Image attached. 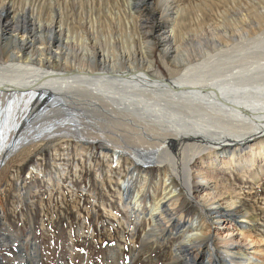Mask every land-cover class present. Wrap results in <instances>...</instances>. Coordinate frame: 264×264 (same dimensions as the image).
<instances>
[{
	"label": "rangeland",
	"instance_id": "374dc122",
	"mask_svg": "<svg viewBox=\"0 0 264 264\" xmlns=\"http://www.w3.org/2000/svg\"><path fill=\"white\" fill-rule=\"evenodd\" d=\"M8 1L11 0H0V25L3 26L0 39V65L2 62L5 66L11 64L10 69L14 68L18 74L24 75H27L26 70L41 74L42 70L46 69L48 76L61 72L73 76L75 73L76 79L80 78L79 72L86 73L87 70L93 71L94 74H88L89 77L90 75L96 77L95 75L100 72L102 74L105 72L101 74L102 76L111 74L108 68H103L102 55H105L107 62L113 54H119L123 48L127 49L132 40L135 43L132 49L135 53H147L148 46L139 44V41L163 19L167 21L165 25L168 27L159 31L157 35L153 34L152 41L155 42L153 50L157 65L165 76L169 74L164 64L160 62L159 56L169 53L162 50L166 46L168 48L174 45L180 52L188 49L196 53L199 41L203 39L201 42L205 43L207 38L211 39L210 34L215 28L224 27L225 30L219 31L217 36L222 41L238 37L240 40L264 38V11L262 8H254L255 0H243L240 7L229 8V14L239 12L244 16V19L236 24L227 21L225 17L227 11L218 6L219 0H155V9H146L139 17L137 7L142 4V0H131L129 7L135 14L134 21L125 17V13L128 12L125 0H118L119 2L117 0H57L52 2L53 4L50 0H28L30 4L27 0H13L14 6L5 4ZM172 1L177 2L181 10L175 23L172 15L175 10L163 11ZM107 3L109 7L106 6ZM82 5L89 8L81 9ZM108 8L110 10L107 11ZM110 11L118 15L114 24L110 21ZM161 13L167 15L166 18H163ZM255 19H258L260 24ZM128 21L131 27L123 25V22ZM118 23L120 26H117ZM171 24L174 28L170 26ZM169 26L173 34L167 37L170 33ZM9 28L16 29V32L25 35L33 42V46L15 44L17 48L13 50L17 58L10 59L11 63L9 54L14 42L8 40L9 44L5 40L9 35L5 34ZM52 29L53 40L56 41L51 44L49 40L52 38L50 34ZM244 29L250 31L247 35L249 38L242 35L246 33V31L241 32ZM87 41L89 44L86 43ZM57 44L60 48L58 50ZM50 47L59 52L60 56L54 57ZM91 52H95L96 62L88 59ZM172 53L173 51L170 55ZM28 64H31V67ZM36 73L33 75H38ZM83 82L91 83V80L86 79ZM17 100V98L0 97V112L3 111L2 114L0 113V133L5 137L0 134L1 140L4 138L8 145L24 144L17 147L0 167V264H171L173 251L170 244L176 243V239L154 241L148 237V234H152V228L148 225L143 228V223L140 228L134 230L132 226L128 227L126 224L114 226V223L118 222L110 212L116 211L118 214L125 212L120 198L116 196L118 193L115 188L119 186L118 176L126 174L134 176L132 196L135 197L139 186L144 183V173H146L148 179L139 197L143 203L141 208L145 212L148 211L151 193L156 190L159 199L163 189L171 188L173 183L164 186L165 182L160 180L156 189L154 183L159 172L154 164L139 165L134 171L128 172L127 164L121 163L124 159L120 158L121 164H118L116 157L112 155L113 152L106 149L98 138V134H103L105 131L103 127L108 130L109 123L104 117L97 116L96 109L87 107L83 109L84 136L90 138L86 141V138L78 140L73 137H62L65 130L62 122L66 119L63 113L57 111V113L44 114L45 116L32 115L28 118L30 115L25 114L28 102L25 99ZM81 106L83 107L82 104ZM20 116L22 117L19 120ZM5 123L10 127L8 124L5 126ZM3 151L0 148V158L6 156V152ZM197 157L198 155L191 164L205 166ZM256 164L258 165L253 170L258 175L254 176L255 178L252 174H248L246 168L241 170L225 163H217L212 170L218 180L219 190L230 193L233 199H240L245 209L256 216L257 220L252 223V227L256 229V235L252 234V239L255 241L253 248L264 264V232L262 231L264 227L261 226L264 223V160L259 159ZM185 176L187 180H191L190 174ZM216 178L210 180V185H213ZM173 188L176 189V193L178 191L182 193L176 214L178 216L182 214L184 221L194 219L200 211L198 205L189 201L180 181L175 178ZM176 220L173 222L176 223ZM232 226L231 222L224 221L222 224L224 228L221 231L226 232L225 230ZM134 236L135 242L132 238ZM208 244V238L205 237V247ZM22 248L26 256L21 253ZM206 256L207 254H202L196 260V264L204 259L205 263Z\"/></svg>",
	"mask_w": 264,
	"mask_h": 264
},
{
	"label": "bare ground",
	"instance_id": "6f19581e",
	"mask_svg": "<svg viewBox=\"0 0 264 264\" xmlns=\"http://www.w3.org/2000/svg\"><path fill=\"white\" fill-rule=\"evenodd\" d=\"M55 1L57 0H50V3ZM130 1L125 0V4L127 3L125 7L128 10L125 17L134 21L135 14L129 7ZM173 1L170 3L171 7L166 5L163 11L169 12L174 9L172 15L175 23L181 10L179 4ZM242 1L219 0L218 6L227 11L225 17L228 22L236 24L244 19L243 14L239 12L229 14V8L240 7ZM5 4L14 6L13 0ZM154 5L155 0H142V4L137 7L138 17L146 9L154 8ZM254 5L255 9L262 8L264 11V0H255ZM106 6L109 7V3ZM85 8L89 7L81 6V9ZM161 14L166 18L167 15ZM110 15V21L114 24L118 15L111 11ZM256 21L260 24L258 19ZM166 22L165 19L160 20L149 33H145L144 39L139 41V44L148 46L147 53H135V50H132L135 47L132 40L131 47L128 44L130 48H123L119 54H113L107 62L103 54L101 57L103 68L111 71V74L107 73L105 76H102L105 72L103 74L100 72V75H95L94 78L91 75L89 77L88 74H94L88 70L86 73L79 72L80 78L77 79L75 73L73 76L62 72L48 76L46 74L48 69L42 70L41 74L26 70L27 75H24L18 74L14 68L10 69L11 64L5 66L2 62L0 97L17 98V101L25 99L28 102L25 112L30 115L28 118L32 115L40 117L50 112L63 113L66 119L62 122L65 129L63 133L61 132L62 137H73L78 140L84 138L86 141L90 140L84 136L83 109L85 107L96 109L97 116L104 117L109 123L108 130L103 127L106 133L104 131L103 134H98V138L106 149L113 152L112 155L116 157L118 164H127V172L134 171L139 165L154 164L159 172L154 187L158 189L160 180L165 182L164 186L173 183L172 187L163 189L159 199L157 191L154 190L149 196L148 211L145 212L141 208L143 203L139 197L148 179L146 173L144 183L139 186L135 197L132 196L134 176L128 174L118 176L116 196L120 198L125 212L118 214L114 211L110 214L117 219L118 223H114V226L126 224L128 227L132 226L134 230L140 228L143 223V228L147 225L152 228V234H148V237L154 241L176 239V243L170 244L173 251L171 264H196V260L204 253L207 254V261L204 263V259L197 264H262V259L257 257L253 248L255 241L252 234L256 233V229L252 227V223L257 220L256 216L245 209L240 199H233L230 193L219 190L218 180L212 169L217 163H225L241 170L246 168L248 174L255 178L258 173L253 169L258 165L256 163L259 159L264 160V38L240 40L238 37L231 39L232 41H222L217 36L219 31L225 30L224 27L215 28L210 34L211 39L207 38L205 43L201 42L203 39L199 41L196 53L188 49L180 52L174 45L168 48L166 46L162 50L169 53L159 56L160 62L164 64L169 74L165 76L157 65L152 36L167 28ZM123 25L131 27L129 21L123 22ZM117 26H120L119 23ZM170 26L174 28V25ZM170 26L167 37L173 34ZM2 27L0 25V39ZM10 30L11 28L5 33L9 34L5 38L6 42L8 40L14 42L9 62L10 59L17 58L13 48H17L19 43L33 46L32 40L28 37L20 35L16 29ZM244 31L246 33L242 35L245 36L250 32L247 29L241 32ZM50 34L52 38L49 41L52 44L56 41L53 40V29L50 30ZM49 49L54 57L60 56L56 50L51 47ZM140 49L142 50V46ZM211 51L213 53H210ZM88 59L96 62L95 52H91ZM122 66L125 68H121ZM86 79H90L91 83H84ZM21 117L17 118L20 120ZM7 124L5 123V126ZM3 139L0 138V148L6 152V156L0 158V167L17 147L24 145H8L9 143ZM196 155L205 166L191 164ZM120 158L124 159L121 163ZM227 158L230 159L226 160ZM259 168L263 169L262 166ZM186 174H190L191 180L185 178ZM174 178L180 181L189 201L198 205L200 209L194 219L184 221L182 214L179 216L176 214L182 193L180 191L176 193V189L173 188ZM213 178L216 179L213 185H210ZM175 219L176 223L173 222ZM224 221L233 224L232 228L228 227L225 230L226 232L221 231L224 228L222 227ZM261 226L264 227V223ZM262 231L264 232V229ZM205 237L208 238L207 247ZM132 238L135 242V236ZM21 253L26 256L23 248Z\"/></svg>",
	"mask_w": 264,
	"mask_h": 264
}]
</instances>
